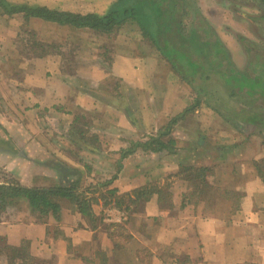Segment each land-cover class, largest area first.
<instances>
[{
    "label": "crops",
    "instance_id": "crops-1",
    "mask_svg": "<svg viewBox=\"0 0 264 264\" xmlns=\"http://www.w3.org/2000/svg\"><path fill=\"white\" fill-rule=\"evenodd\" d=\"M6 2L104 15L117 0ZM0 22V171L24 186L76 184L97 198L92 218L66 198H56V219L13 201L0 216L6 244L27 242L32 257L51 264H264V129L239 130L200 103L162 137L171 145L150 151L140 143L195 93L139 21L128 16L110 32L19 15ZM23 29L39 45L19 43ZM185 163L219 165L215 182L236 199L217 198L210 210L203 201L183 204L187 185L177 176ZM114 175L117 195L168 180L170 209L154 195L134 211L103 206L106 189L96 185Z\"/></svg>",
    "mask_w": 264,
    "mask_h": 264
},
{
    "label": "trees",
    "instance_id": "trees-1",
    "mask_svg": "<svg viewBox=\"0 0 264 264\" xmlns=\"http://www.w3.org/2000/svg\"><path fill=\"white\" fill-rule=\"evenodd\" d=\"M262 3L261 7L264 10V0ZM164 4L166 7H163ZM0 15L9 17L19 15L24 19L36 18L60 26L89 28L101 32H110L128 16L139 21L145 34L195 93L189 108L172 118L156 135L140 143L150 151H160L171 145L173 141L164 143L162 137L169 134L178 119L200 103L206 104L224 121L239 130H246L248 127L264 129V104L262 106L259 104V100L264 102V47L238 35L236 41L243 45L248 59L245 68L238 67L233 62L225 42L200 14L194 0H117L104 15L9 4L6 0H0ZM188 16L190 18L186 24L185 19ZM262 19L258 20L264 21V14ZM33 45L39 44L34 42ZM129 152L130 150L121 151L120 158H124ZM179 172L185 174L188 182L196 181L207 186L208 177L213 170L212 166L180 164ZM115 178L114 175L96 185L97 188L107 187L104 194L98 195L104 199L103 206L127 212L131 206L133 207L131 211H134L135 205H140L143 201L145 204L155 193L159 200L163 196L166 197L161 190H155L150 185L137 188L130 195H117L115 188L109 187ZM78 188L76 184L55 185L49 188L28 187L16 180L0 183V216L7 205L15 200H22L33 211H38L40 217L44 218L52 213L56 219L59 212L56 198H66L77 206L82 216L92 218L91 204L96 202L97 198L87 197ZM169 206L171 207V202L167 203L166 207ZM159 207H163L161 202ZM0 256L5 258L6 264H51L32 257L27 242L9 245L2 237Z\"/></svg>",
    "mask_w": 264,
    "mask_h": 264
},
{
    "label": "rangeland",
    "instance_id": "rangeland-1",
    "mask_svg": "<svg viewBox=\"0 0 264 264\" xmlns=\"http://www.w3.org/2000/svg\"><path fill=\"white\" fill-rule=\"evenodd\" d=\"M196 5H201L202 16L204 19H209L212 27L215 32L218 34L220 38H222L225 42L226 47L230 50L233 62L240 68H245L247 65V55L245 54V50L242 44L236 41V37L241 35V33H247L249 35V40L260 44L264 47V21H262V16L264 14V10L260 7V3L256 0H194ZM262 5V4H261ZM190 17L188 16L185 21L188 24ZM262 20H258V19ZM1 23V22H0ZM2 24V23H1ZM57 35L62 36V31H56ZM31 31L27 29H23L21 35L19 36V43L32 46V43L35 41ZM255 40V41H254ZM261 69V67H259ZM259 69V70H260ZM259 104L262 106L264 102L259 100ZM250 134V133H249ZM254 134V131H253ZM264 136V135H263ZM212 156L215 157L218 154V151L211 150ZM183 165H188L187 163ZM219 165L212 166L213 173L208 177L207 186H203L202 183L188 182L184 173L179 172V183L184 181L187 185L186 196L182 198V202L184 204L185 201L188 202H205L206 206H209V210L215 206V201L217 198H230L235 200L237 194L239 193H228L229 191L225 188L227 184H223L218 186L217 181L215 182L216 173L219 171ZM261 168H264V163L261 164ZM221 171V170H220ZM14 180L11 178V174H7L5 172L0 171V182H10ZM103 181V180H102ZM100 181V182H102ZM99 182V183H100ZM196 184V185H195ZM170 182L165 180L164 183H153L151 187L155 188V190H161L163 195L166 194V197H162L159 200L157 193L153 194L156 196L155 201L156 205L160 206V202L163 207H160L163 210L170 209L167 206L171 202V193L169 189ZM210 185V186H209ZM225 188V189H224ZM103 190L107 189V187H102ZM92 192V191H90ZM86 192V193H90ZM94 193V192H92ZM151 197L147 200L149 201ZM239 199V195L237 201ZM98 200L101 203H105L104 199L98 197ZM226 202V201H225ZM142 205H137L135 207H141ZM6 262V261H5ZM179 264V262H178ZM187 264V263H185Z\"/></svg>",
    "mask_w": 264,
    "mask_h": 264
},
{
    "label": "built area",
    "instance_id": "built-area-1",
    "mask_svg": "<svg viewBox=\"0 0 264 264\" xmlns=\"http://www.w3.org/2000/svg\"><path fill=\"white\" fill-rule=\"evenodd\" d=\"M108 213H109L108 215H110V214H111V211H108ZM121 216H122V215H121ZM121 216L118 217V219H117L118 221L120 220ZM112 219H113V218H112Z\"/></svg>",
    "mask_w": 264,
    "mask_h": 264
}]
</instances>
